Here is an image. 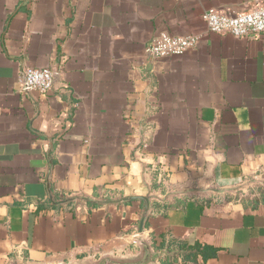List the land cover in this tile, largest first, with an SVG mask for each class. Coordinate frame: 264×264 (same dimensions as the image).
<instances>
[{
    "label": "crops",
    "instance_id": "obj_1",
    "mask_svg": "<svg viewBox=\"0 0 264 264\" xmlns=\"http://www.w3.org/2000/svg\"><path fill=\"white\" fill-rule=\"evenodd\" d=\"M261 3L0 0V264H264V33L202 19Z\"/></svg>",
    "mask_w": 264,
    "mask_h": 264
},
{
    "label": "built area",
    "instance_id": "obj_2",
    "mask_svg": "<svg viewBox=\"0 0 264 264\" xmlns=\"http://www.w3.org/2000/svg\"><path fill=\"white\" fill-rule=\"evenodd\" d=\"M210 33L218 35H230L235 38L259 37L264 33V3L242 12H227L222 9L211 8L202 15ZM198 38L193 36H171L160 34L145 49L146 57L151 61L179 56L193 49ZM58 76L57 70L52 67L45 69L23 68L18 77V85L21 93L29 94L37 92L42 96L49 95ZM147 147L144 145L142 150ZM264 176V169L252 172V178Z\"/></svg>",
    "mask_w": 264,
    "mask_h": 264
}]
</instances>
